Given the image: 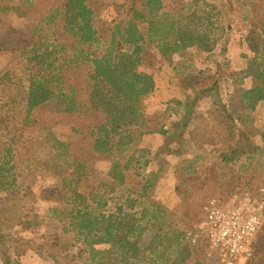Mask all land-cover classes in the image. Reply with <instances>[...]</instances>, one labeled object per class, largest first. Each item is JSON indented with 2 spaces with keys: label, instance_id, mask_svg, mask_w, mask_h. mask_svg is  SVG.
<instances>
[{
  "label": "rangeland",
  "instance_id": "1",
  "mask_svg": "<svg viewBox=\"0 0 264 264\" xmlns=\"http://www.w3.org/2000/svg\"><path fill=\"white\" fill-rule=\"evenodd\" d=\"M66 1L0 0V73L8 69L13 84L24 79L19 53L12 50L19 46V33L45 29V20L54 14L57 27ZM162 2L164 11L177 19L188 16L184 24L207 36L214 48L205 52L191 46L165 60L146 37L139 71L152 75L161 88L141 99L145 125L139 131L144 134H127L135 139L129 145L93 159V139L105 116L93 114L87 103L93 86L91 59L109 46L112 29L129 17L132 0H86L101 42L75 43L76 50L67 51L81 64L74 76L80 78L83 103L78 113L56 112L47 104L24 122L22 109H5L11 120L0 132V146L16 134L14 145L8 143L15 149L11 164L16 181L9 192H0V264H107L93 249L109 246L93 244L70 225L67 214L79 195L86 196L91 208L99 199L105 202L100 211L106 216L117 215L119 209L136 214L145 229L140 246L146 247L163 218L149 224L141 219L140 212L150 203L173 214L171 223L189 233L209 198L264 187V100L252 107L243 101L254 86L247 72L253 57L248 38L253 30L261 33L264 0ZM116 164L129 166L121 170V183L111 177ZM131 200H137L133 210ZM190 247L194 262L204 261L203 248ZM110 262L114 264L112 258ZM248 264H264V226Z\"/></svg>",
  "mask_w": 264,
  "mask_h": 264
},
{
  "label": "trees",
  "instance_id": "2",
  "mask_svg": "<svg viewBox=\"0 0 264 264\" xmlns=\"http://www.w3.org/2000/svg\"><path fill=\"white\" fill-rule=\"evenodd\" d=\"M132 1L129 17L112 29L109 46L91 59L93 86L87 104L92 107L93 114L105 116L93 139V159L111 154L116 146L118 149L129 145L135 139L127 134H144L139 131L145 125L141 99L155 87L152 75L139 71L146 51V37L156 44L157 51L166 59L191 46H198L205 52L214 48L207 36L202 37L184 24L189 20L188 16L177 19L165 12L162 0H141L139 5L135 4L136 0ZM61 12V23L57 27V14H54L45 20V29L36 27L32 32L19 33L16 42L19 46L12 50L19 53L24 79L18 78V83L13 84L9 81L8 69L0 73L3 94L0 132L7 129L11 120V114L5 110L9 105L23 110L24 122L30 121L31 115L47 104H53L56 112L65 114L78 113L83 107L79 99L80 78L74 77L81 64L71 59L67 51H75V43L98 44L101 37L93 25V12L86 0H67ZM248 43L253 57L247 72L254 79V86L243 94V101L252 107L264 100V22L261 33L251 31ZM86 57L90 58L89 55ZM15 137L16 134L9 135L8 142L0 146V192H9L16 181L12 174L15 166L11 164ZM128 168V165L113 166V181L123 182L125 176L121 170ZM91 197L94 199L96 195ZM129 203L133 210L137 200ZM71 205L67 214L70 225L91 237L93 244L109 246L108 249H93L101 262L109 260L107 264H111L112 258L114 264H186L192 257L187 232L173 225V214H164L165 209L156 203H150L140 212L141 219L147 220V224L163 215L162 222H156L157 230L146 247L140 246L141 233L145 229L138 223L136 214L123 213L119 209L117 215L106 216L100 211L106 206L105 202L99 199L96 207L91 208L84 195L76 196Z\"/></svg>",
  "mask_w": 264,
  "mask_h": 264
},
{
  "label": "built area",
  "instance_id": "3",
  "mask_svg": "<svg viewBox=\"0 0 264 264\" xmlns=\"http://www.w3.org/2000/svg\"><path fill=\"white\" fill-rule=\"evenodd\" d=\"M263 226L264 187L238 188L203 204L202 218L187 233V242L203 248L208 264H248Z\"/></svg>",
  "mask_w": 264,
  "mask_h": 264
},
{
  "label": "crops",
  "instance_id": "4",
  "mask_svg": "<svg viewBox=\"0 0 264 264\" xmlns=\"http://www.w3.org/2000/svg\"><path fill=\"white\" fill-rule=\"evenodd\" d=\"M181 54H173L171 57H169L170 59H172L173 60V58L175 57V56H180ZM168 58V59H169ZM165 60H166V58H164ZM169 59V60H170ZM158 88H161L158 84H157V82H156V86H155V91H157V89ZM159 91H157V93H158ZM157 93H155L156 95H157ZM164 129H167L166 127L164 128ZM165 132H163L162 133V135L164 134ZM149 136V135H148ZM147 135H145V136H143V138H144V140H143V143L146 145V142H145V140H147V137H148ZM161 136V135H160ZM148 141H149V139H148ZM139 142H140V139H139ZM138 143V142H137ZM162 145V143H160L159 144V146L157 147V148H159L160 146ZM157 150V149H156ZM111 181H112V179H111ZM189 264H193L194 263V256H193V254H192V257H191V259H190V261L188 262ZM200 263L201 264H208V263H206L205 261H203V260H200Z\"/></svg>",
  "mask_w": 264,
  "mask_h": 264
}]
</instances>
